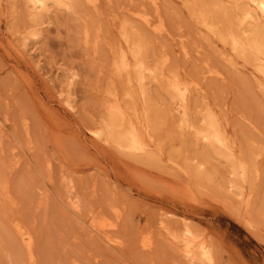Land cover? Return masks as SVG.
I'll return each mask as SVG.
<instances>
[{
    "label": "rangeland",
    "instance_id": "obj_1",
    "mask_svg": "<svg viewBox=\"0 0 264 264\" xmlns=\"http://www.w3.org/2000/svg\"><path fill=\"white\" fill-rule=\"evenodd\" d=\"M10 2L0 4V184L6 186V193L0 187V264H29L17 222L30 233L35 264H186L159 228L162 218L173 231L183 230L181 218L170 213L186 217L194 232L212 243L216 264H264V91L259 86L264 79L251 65L240 58L230 64L227 47L206 37L183 0H159L157 9L145 0H98L95 8L81 2L75 12L52 15L42 25L39 43L26 46L21 43L29 26L27 9L22 0H14L12 9ZM139 10L154 24L165 23L166 32L156 35L142 24L134 14ZM124 23L139 34L151 65L165 53V74L176 70L201 86L189 102L194 127L210 107L237 153L255 151L257 179L246 185L248 206L226 189L231 175L223 159L208 157L211 178L194 170L204 146L196 143L192 129H181L180 114L162 84H148L156 124L152 147L160 145L161 161L146 164L92 135L107 90L122 88L109 65ZM87 24L97 35L96 52L92 43H84ZM208 66L220 75H208ZM62 70L78 74L72 87L75 110L62 102ZM14 157L20 161L12 168ZM69 195L80 203L79 215L68 208ZM224 207L248 213L255 234ZM92 215L117 222L111 234L121 245L110 246L92 233L87 225ZM147 235L148 250L140 247Z\"/></svg>",
    "mask_w": 264,
    "mask_h": 264
},
{
    "label": "bare ground",
    "instance_id": "obj_2",
    "mask_svg": "<svg viewBox=\"0 0 264 264\" xmlns=\"http://www.w3.org/2000/svg\"><path fill=\"white\" fill-rule=\"evenodd\" d=\"M2 1L3 0H0V4ZM22 1L27 9V17L29 21V26L27 29L25 28L26 30L22 36V46H26L29 41L33 44L39 43L43 35L42 25H46V20L50 19L52 15L55 16L57 12L62 10L75 12L81 2L91 4L94 6L93 8H95L98 2V0ZM145 1L147 2H145L146 4L150 3V5L157 9L159 0ZM226 1L229 3L226 4L224 0H183L189 10V13L191 14V17L203 30L206 37L213 42L218 40L219 44L221 43L222 46L227 47L228 53L224 55H228V61L230 64L234 65V59L240 58L243 63L251 65L254 71L264 79V0ZM10 3L12 4V9L14 0H11ZM139 11L141 12L134 13L136 17L139 21L141 20L142 24L148 26L149 28L152 27L153 32H156V35H160L164 30H166L164 28L165 23L163 24L160 21L154 24L153 21L155 20L152 21L148 13H145L143 10ZM87 25L84 26L82 32H80L83 34L84 43H92L94 49L93 51L96 52V48L98 46V41L96 40L97 35L93 33L89 24ZM120 34L121 42L113 49L110 55L109 66L112 75L119 80L122 88L120 87L121 89H119L117 87H112L107 90L104 104L102 103L104 110L103 115H101L102 119L100 118L101 122L98 127L91 129L92 135L96 139L114 147L119 153L126 154L146 164H154L161 161L160 145L156 142L157 147H152L154 138L151 132L156 130V124L153 116L155 112L153 110L154 106L152 104V98L148 93V84L150 82L162 84L160 89L166 95L167 101L173 104L174 109L180 114V120L182 123L181 129H192L193 138L196 143L204 146L200 149L201 151L199 150L198 161L194 164V170L197 171V174L203 179L208 176L210 177L211 175L207 176V173L209 172L206 170L208 157L210 156L211 159L213 157L223 159L229 169V172L227 173L231 175V178L229 176L230 180L227 179L226 189L231 192L234 191L236 196L239 197L240 203L244 202V204L248 206L250 204L251 193L246 191V185L250 184L257 176V169H255V163L253 162L255 151L247 154L244 151L242 154L237 153L234 141L230 138L231 136H229L226 127L221 123L222 119H220V116L218 117L214 110L210 107H207L201 115L199 119L200 124L194 127L189 120V102L192 93L200 92L201 86L197 83V81H193L194 79L190 78V80L186 77L180 76L176 70H170V72L168 71V74H165L167 70L164 71V67L168 62V56L165 53L157 58L154 66L151 65L144 52L145 44L140 40L141 38L139 39V34L137 35L130 29V27H128V24L124 23L122 25ZM182 48L184 50V46ZM184 53L186 54L187 52L184 50ZM208 68L205 71L208 75H213L215 77L220 75L218 71ZM62 73L64 76L62 81L65 83L66 87L64 94L61 95L62 102L69 109L75 110L72 87L76 82L78 74L74 71L70 72L67 70H62ZM259 84L260 87L262 86L261 88L264 91V82L260 81ZM162 94L163 93H161V95ZM196 150L198 149L196 148ZM240 152H242V149ZM18 159L16 158L15 160L14 157L12 160L15 161L10 167L19 163L20 160ZM169 159L168 161L170 162L171 159ZM172 162L173 161L170 163ZM210 163H212L211 160ZM187 164L184 162L183 166L185 167L186 165V167H188ZM176 165L174 168H176ZM191 169L188 173H191L193 170ZM129 170L131 172L138 171L135 168L133 169V167H130ZM168 185H170V183ZM0 187L6 193V186L4 187V185L0 184ZM179 187H181V185H179ZM73 196H68V208H71L75 214H78V212H80V203L77 200H74ZM4 197H6V195ZM224 209L241 222V225L247 228L251 233L255 234L253 229L255 226L248 219V213H240V210L237 207L233 210H230L227 207H224ZM160 214L162 213H159V215ZM170 214L181 218L183 230L181 231L178 227L179 229H176H178V231L180 230V233L176 230L173 231L174 227L170 228L168 223L167 225L164 224L165 219L163 220L162 218H160L159 221V228L164 233L166 239L177 248V252L185 260L186 264H216L214 256L215 252L212 243L207 242V239L205 240L203 236L199 235V233L196 234L197 231L194 232L195 230L191 228L193 225L190 226L191 223H186L188 220L186 217L179 216L175 213ZM94 216L96 215H92L90 217V221L87 223L92 233L94 232V234H100L103 241L110 246L116 247L121 245L120 239L115 237L116 234H111L112 231L114 232L117 222H111L104 218L98 219ZM14 228L19 235L23 246L25 247L24 249L26 250L29 264H35L30 233L18 222L14 223ZM151 246V237L148 235L144 236L140 241V247L148 250Z\"/></svg>",
    "mask_w": 264,
    "mask_h": 264
}]
</instances>
